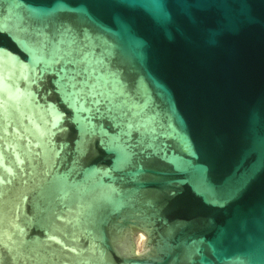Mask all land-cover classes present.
Listing matches in <instances>:
<instances>
[{
  "label": "water",
  "instance_id": "95a60500",
  "mask_svg": "<svg viewBox=\"0 0 264 264\" xmlns=\"http://www.w3.org/2000/svg\"><path fill=\"white\" fill-rule=\"evenodd\" d=\"M0 264H264V0H0Z\"/></svg>",
  "mask_w": 264,
  "mask_h": 264
},
{
  "label": "snow or ice",
  "instance_id": "6c2138e0",
  "mask_svg": "<svg viewBox=\"0 0 264 264\" xmlns=\"http://www.w3.org/2000/svg\"><path fill=\"white\" fill-rule=\"evenodd\" d=\"M73 79L78 81L79 83H73L71 85V87L73 88H77L79 87L81 84L85 85V91L88 90L87 88V85H88V70L87 69H84L81 71V73L79 75H76L75 72H73ZM101 93L97 92V95L93 96V95H88V96H84L82 97V99L84 100V103L85 105H93V106H96L97 109L99 108V100H98V96L100 95ZM66 115H70V112L69 113H66Z\"/></svg>",
  "mask_w": 264,
  "mask_h": 264
},
{
  "label": "bare ground",
  "instance_id": "6f19581e",
  "mask_svg": "<svg viewBox=\"0 0 264 264\" xmlns=\"http://www.w3.org/2000/svg\"><path fill=\"white\" fill-rule=\"evenodd\" d=\"M137 243L138 245H140L141 243H143L146 240V237L141 233L139 237H137Z\"/></svg>",
  "mask_w": 264,
  "mask_h": 264
},
{
  "label": "rangeland",
  "instance_id": "374dc122",
  "mask_svg": "<svg viewBox=\"0 0 264 264\" xmlns=\"http://www.w3.org/2000/svg\"><path fill=\"white\" fill-rule=\"evenodd\" d=\"M141 233H138V237L140 236ZM137 239V238H136ZM136 245H137V250L140 251L142 250V246H143V243H141L140 245H138L137 243V240H136Z\"/></svg>",
  "mask_w": 264,
  "mask_h": 264
}]
</instances>
